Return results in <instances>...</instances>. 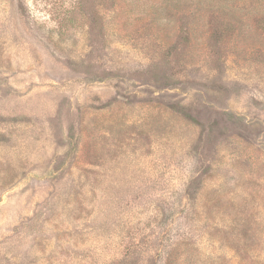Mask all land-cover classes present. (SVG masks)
<instances>
[{
  "label": "rangeland",
  "instance_id": "obj_1",
  "mask_svg": "<svg viewBox=\"0 0 264 264\" xmlns=\"http://www.w3.org/2000/svg\"><path fill=\"white\" fill-rule=\"evenodd\" d=\"M0 264H264V0H0Z\"/></svg>",
  "mask_w": 264,
  "mask_h": 264
}]
</instances>
